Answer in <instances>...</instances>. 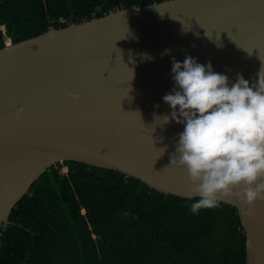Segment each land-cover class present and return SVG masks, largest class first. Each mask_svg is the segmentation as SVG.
<instances>
[{
  "label": "water",
  "instance_id": "obj_1",
  "mask_svg": "<svg viewBox=\"0 0 264 264\" xmlns=\"http://www.w3.org/2000/svg\"><path fill=\"white\" fill-rule=\"evenodd\" d=\"M186 55L230 82L242 74L255 83L260 73L264 83V0H164L0 48V227L66 161L190 199L186 170L166 167L183 124L150 126L154 113L170 114L162 98L174 86L172 61ZM220 202L237 211L246 264H264V200Z\"/></svg>",
  "mask_w": 264,
  "mask_h": 264
},
{
  "label": "trees",
  "instance_id": "obj_2",
  "mask_svg": "<svg viewBox=\"0 0 264 264\" xmlns=\"http://www.w3.org/2000/svg\"><path fill=\"white\" fill-rule=\"evenodd\" d=\"M161 1L0 0V48ZM195 199L164 195L117 171L56 163L0 227V264H246L236 209L220 202L193 214Z\"/></svg>",
  "mask_w": 264,
  "mask_h": 264
},
{
  "label": "clouds",
  "instance_id": "obj_3",
  "mask_svg": "<svg viewBox=\"0 0 264 264\" xmlns=\"http://www.w3.org/2000/svg\"><path fill=\"white\" fill-rule=\"evenodd\" d=\"M171 74L174 86L162 98L170 114L154 113L150 126L155 129L172 121L184 126L166 167L186 170L190 199L198 197L191 202L190 212L218 207L221 196L235 197L249 206L264 200L260 73L255 83L242 74L230 82L227 75L213 70L211 62L201 64L186 55L183 62L173 58ZM166 147L159 149L161 155Z\"/></svg>",
  "mask_w": 264,
  "mask_h": 264
},
{
  "label": "rangeland",
  "instance_id": "obj_4",
  "mask_svg": "<svg viewBox=\"0 0 264 264\" xmlns=\"http://www.w3.org/2000/svg\"><path fill=\"white\" fill-rule=\"evenodd\" d=\"M62 170H63L64 172H66V168H65V167H62Z\"/></svg>",
  "mask_w": 264,
  "mask_h": 264
},
{
  "label": "built area",
  "instance_id": "obj_5",
  "mask_svg": "<svg viewBox=\"0 0 264 264\" xmlns=\"http://www.w3.org/2000/svg\"><path fill=\"white\" fill-rule=\"evenodd\" d=\"M60 22H61V23H64V22H65V20L61 19V20H60Z\"/></svg>",
  "mask_w": 264,
  "mask_h": 264
}]
</instances>
